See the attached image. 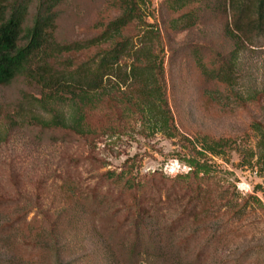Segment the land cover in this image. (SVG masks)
<instances>
[{
	"label": "rangeland",
	"instance_id": "374dc122",
	"mask_svg": "<svg viewBox=\"0 0 264 264\" xmlns=\"http://www.w3.org/2000/svg\"><path fill=\"white\" fill-rule=\"evenodd\" d=\"M77 2L61 19L60 38L90 37L93 23L118 13L109 0ZM183 11L171 9L167 0H151L146 22L160 38L147 36L138 23L128 26L124 35L134 41V50L121 62L120 74L130 72L137 56L146 65L159 56L178 131L192 141L231 140L221 155L206 152L217 181L204 184L200 196L179 186L176 178L187 172L173 163H185L187 140L155 132L153 121L143 125L119 77L112 78L117 89L112 99L88 114V127L102 134L93 144L21 122L31 114L48 116L36 105L37 87L25 81L0 86V225L15 224L0 232V264H119L114 249L119 253L133 238L134 202L142 193L104 178L109 170H130L137 179L165 178L145 185L151 221L140 225L166 245L169 261L157 264H264V168L255 163L257 156L249 163L251 152L259 153L254 123H264V32L246 43L232 84L218 86V100L207 93L215 86L202 77L193 51L216 62V53L226 51L221 24L206 19L178 31L172 21ZM96 51L76 57L83 60ZM230 198H238L237 209L248 201L242 216ZM113 228L118 232L110 241L106 230Z\"/></svg>",
	"mask_w": 264,
	"mask_h": 264
},
{
	"label": "trees",
	"instance_id": "16d2710c",
	"mask_svg": "<svg viewBox=\"0 0 264 264\" xmlns=\"http://www.w3.org/2000/svg\"><path fill=\"white\" fill-rule=\"evenodd\" d=\"M77 3V0H0V86H9L17 81L35 85L40 95L36 105L48 114L47 117L31 114L21 122L27 121V125L45 131H61L65 137L93 144L102 134L88 127V114L102 101L112 99L117 91L111 83L112 78L119 77L121 83L129 88L128 95L134 97V101H130L132 109L143 125L153 121L152 129L155 132L170 137L180 135L164 89L163 61H159V56L155 54V60L147 65L144 57L137 56L130 72L120 74L121 62L134 50V41L124 35L128 26L138 23L142 29H147V36L151 34L160 38V33L148 29L152 25L146 22L151 0H109V5L118 13L107 22L101 20L93 23V35L71 41L60 38L58 29L61 19L67 8ZM167 4L173 10H184L172 21V27L178 31L193 28L206 19L221 24L226 51L216 53V56L219 55L216 62H206L199 49L193 51L202 77L215 86L209 88L207 93L219 100L222 94L218 86L232 84L235 61L240 52L247 42L264 32V0H256L254 4H248L246 0H167ZM93 48L97 51L86 59L76 57ZM150 70L149 75L147 72ZM128 80H132V84L129 85ZM254 129L259 134V153L252 151L249 163L257 156L255 163L260 164L263 170L264 123L255 122ZM181 137L188 143L185 144L184 164L191 169L185 175H179L176 182L185 192L195 191L200 196L204 184L217 181L206 152L221 155L231 146V140L203 136L201 141H192L184 135ZM199 143L201 149H198ZM104 178L121 184L124 190L142 193L135 197L136 230L133 238L127 247L121 244L119 253L114 249V261L119 264L164 262L166 245L157 235L147 231V227L142 229L141 226L140 229V225L151 218L143 196L145 185L149 181L165 178L149 174L137 179L130 170H109ZM224 190L227 191V188ZM229 201L231 207L237 209L238 198H230ZM256 202L261 203L258 198ZM248 205V201H245L236 214L242 216ZM14 227L13 222L2 224L0 232L5 233ZM106 231L108 240L113 241V234L116 235L118 230L113 228ZM112 244H109L110 251H113Z\"/></svg>",
	"mask_w": 264,
	"mask_h": 264
},
{
	"label": "built area",
	"instance_id": "2783aa9c",
	"mask_svg": "<svg viewBox=\"0 0 264 264\" xmlns=\"http://www.w3.org/2000/svg\"><path fill=\"white\" fill-rule=\"evenodd\" d=\"M173 165L177 171L182 169L185 172H188L191 169V167L188 164H181L178 160H175Z\"/></svg>",
	"mask_w": 264,
	"mask_h": 264
}]
</instances>
